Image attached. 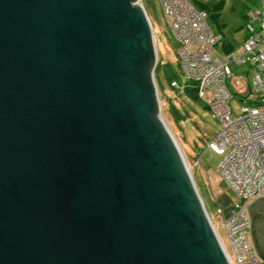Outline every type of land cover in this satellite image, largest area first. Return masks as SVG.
Listing matches in <instances>:
<instances>
[{"label":"water","instance_id":"95a60500","mask_svg":"<svg viewBox=\"0 0 264 264\" xmlns=\"http://www.w3.org/2000/svg\"><path fill=\"white\" fill-rule=\"evenodd\" d=\"M156 63L139 0H0V264H231Z\"/></svg>","mask_w":264,"mask_h":264},{"label":"built area","instance_id":"2783aa9c","mask_svg":"<svg viewBox=\"0 0 264 264\" xmlns=\"http://www.w3.org/2000/svg\"><path fill=\"white\" fill-rule=\"evenodd\" d=\"M159 4L176 43L180 73L197 98L204 100L205 93H211L205 105L220 123V131L207 148L222 156L216 170L242 201L226 210L218 208L232 259L225 252L231 264H264L252 239L247 209L259 196L264 199V0H254L246 16L242 54L218 52L221 35L209 27L207 12L189 0H159ZM230 65L249 66L250 87L256 92L255 97L249 90L239 92L247 105L235 116L229 106L235 78ZM170 86L180 85L173 80Z\"/></svg>","mask_w":264,"mask_h":264},{"label":"rangeland","instance_id":"374dc122","mask_svg":"<svg viewBox=\"0 0 264 264\" xmlns=\"http://www.w3.org/2000/svg\"><path fill=\"white\" fill-rule=\"evenodd\" d=\"M140 1L150 22L157 52L159 68L156 70L155 82L161 113L187 160L195 187L201 197L215 232L232 259L231 250L221 226V217L218 213V208L223 206L224 200L226 201V206H232L234 203L241 204L242 201L236 197L233 190L222 180L216 170L222 156L207 148L208 142L220 131V123L205 105V101L211 97V93L206 92L204 100L197 98L194 91L180 73L176 56V43L168 30L165 18L161 12L159 0ZM189 1L197 7V2H204L205 0ZM243 1L246 7L244 11L248 8L250 9L252 0ZM242 12L241 8H238V12H232L230 11L229 5H224L219 16L214 17L215 12L208 10L209 15L207 18V23L214 32L217 31L216 25L218 21L221 20L226 23L225 29L229 32V40L235 45L237 54H242L243 52L242 43L245 31ZM216 47L219 53H224L219 43ZM247 66L236 67L230 65L235 75L231 84L234 96L229 102L232 116L238 115L241 107L247 105L246 101L238 95L241 90L252 91V96H256V92L250 87L249 83L252 70L249 66L247 69ZM169 73L176 74L175 80L180 85L178 89L170 86L167 80ZM186 85L188 89H184ZM246 202L244 201V203ZM233 264L235 263L233 262Z\"/></svg>","mask_w":264,"mask_h":264},{"label":"crops","instance_id":"0c3cea01","mask_svg":"<svg viewBox=\"0 0 264 264\" xmlns=\"http://www.w3.org/2000/svg\"><path fill=\"white\" fill-rule=\"evenodd\" d=\"M198 5L197 7L200 9H203L207 12V15H209L208 10L214 11L215 16H219V13L222 12L223 6L224 5H229L230 6V11L232 12H238V8H241L242 15L244 17V14H247L251 11V9L254 6V1L252 0V4H251V8L247 9L246 11H244L245 4L243 0H205L203 1H199L197 2ZM246 21V17H244V22ZM226 23L224 21H218L217 25H216V32L221 35V40L219 41V46L220 48L224 51V53H228L231 51H235L236 52V48L235 45H233L231 43V41L229 40V32L226 31L225 29ZM248 69V66H247Z\"/></svg>","mask_w":264,"mask_h":264},{"label":"trees","instance_id":"16d2710c","mask_svg":"<svg viewBox=\"0 0 264 264\" xmlns=\"http://www.w3.org/2000/svg\"><path fill=\"white\" fill-rule=\"evenodd\" d=\"M254 1V0H253ZM215 15V14H214ZM244 17H246V13L244 14ZM159 65H158V62H157V64H156V66H155V69H154V78H155V81H156V70H157V68H159L158 67ZM176 79V74H174V73H169L168 75H167V80H168V82H169V84H170V82H172L173 80H175ZM187 91V90H186ZM223 207L225 208V210H226V208L228 207V206H226V201L224 200L223 201Z\"/></svg>","mask_w":264,"mask_h":264},{"label":"flooded vegetation","instance_id":"af4514ba","mask_svg":"<svg viewBox=\"0 0 264 264\" xmlns=\"http://www.w3.org/2000/svg\"><path fill=\"white\" fill-rule=\"evenodd\" d=\"M258 209V208H257Z\"/></svg>","mask_w":264,"mask_h":264}]
</instances>
